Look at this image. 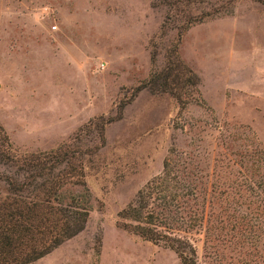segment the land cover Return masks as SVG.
I'll return each instance as SVG.
<instances>
[{"label":"rangeland","instance_id":"obj_1","mask_svg":"<svg viewBox=\"0 0 264 264\" xmlns=\"http://www.w3.org/2000/svg\"><path fill=\"white\" fill-rule=\"evenodd\" d=\"M168 1L0 0V125L10 143L21 152L98 145L82 159L86 192L62 190V200L72 194L88 207L82 229L28 264H179L172 251L117 228L116 212L173 149L202 173L213 165L223 173L229 151L247 142H230L237 126L264 146V0H234L228 13L183 33L178 55L197 78L202 105L181 108L166 94L133 91L162 65L174 33ZM161 24L167 29L151 50ZM118 107L100 144L94 126L84 125L113 117ZM261 217L253 250L232 242L223 250L230 264L236 252L242 264H264Z\"/></svg>","mask_w":264,"mask_h":264},{"label":"trees","instance_id":"obj_2","mask_svg":"<svg viewBox=\"0 0 264 264\" xmlns=\"http://www.w3.org/2000/svg\"><path fill=\"white\" fill-rule=\"evenodd\" d=\"M233 3L169 0L168 28L174 33L163 45L162 65L152 67L133 91L166 94L180 108L191 101L202 105L197 78L180 59L177 47L191 25L228 13ZM166 29L161 24L150 39L149 49ZM119 107L113 117H97L84 125L94 126L100 144L104 127L120 117ZM236 129L238 132L230 135L232 145L235 141L247 142L223 157V173L219 169L214 172V165L202 173L191 157L173 149L163 160L160 172L116 212L115 226L172 251L179 264H224L226 258L230 264L232 257L223 250L231 242V248L253 250L261 238L256 222L264 212V146L251 130L243 126ZM220 145L227 149L222 139ZM94 148H69L61 143L44 151L21 152L0 125V264L32 263L82 229L88 207L76 204L72 194L68 201L61 197L69 186H79L86 192L82 159ZM213 180L221 182L215 184ZM238 253L233 264L243 263Z\"/></svg>","mask_w":264,"mask_h":264},{"label":"built area","instance_id":"obj_3","mask_svg":"<svg viewBox=\"0 0 264 264\" xmlns=\"http://www.w3.org/2000/svg\"><path fill=\"white\" fill-rule=\"evenodd\" d=\"M51 28L53 29V28H55V26H52Z\"/></svg>","mask_w":264,"mask_h":264}]
</instances>
